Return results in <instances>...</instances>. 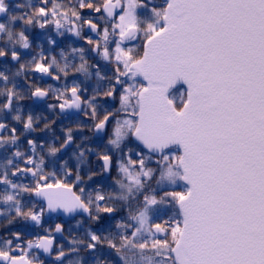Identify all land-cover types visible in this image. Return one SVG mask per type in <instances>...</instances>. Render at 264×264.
Segmentation results:
<instances>
[{"label":"snow or ice","instance_id":"obj_1","mask_svg":"<svg viewBox=\"0 0 264 264\" xmlns=\"http://www.w3.org/2000/svg\"><path fill=\"white\" fill-rule=\"evenodd\" d=\"M138 9H148L151 18L139 16ZM6 13L7 0H0V14ZM105 17L110 23L94 22ZM11 19L41 29L68 27L78 37L86 25L98 37L86 38V44L114 68L112 83L97 94L115 102L111 111L98 112L97 96L85 99L78 85L56 90L57 103L49 105L61 112L86 106L94 132L106 133L114 149L128 141L140 146L128 148L116 160L121 178L115 180L129 194L133 189L144 193L142 206L129 215L137 226L117 221L123 230L119 238L90 230L89 250L108 247L124 264V250L129 247L162 256L161 264H264V0H75L73 6L62 0H40L27 19ZM5 32L11 40L12 30L0 23V35ZM16 37L22 49L30 47L23 29ZM7 55L0 49V57ZM11 55L20 59L18 52ZM81 60L72 74L89 71V61L83 56ZM69 68L43 54L29 62L30 71L57 81L70 75ZM0 78L8 79L2 73ZM50 88L34 85L31 95L44 99ZM178 88L179 94L174 91ZM17 95L14 88L8 89L3 107L11 108ZM6 127L0 123V131ZM24 127H34L31 115ZM72 131L48 152L58 154L73 140ZM11 132L7 139L14 142L16 129ZM29 144L35 153L36 142ZM97 156L103 162L102 172L110 173L112 153L105 150ZM24 163L30 167L15 169L12 175L30 173L37 179L31 186H20V191L42 198L46 205L24 209L8 194L4 199L15 200L17 217L40 226L48 213L83 212L98 222L119 210L112 203L113 193L99 186L86 193L85 186L97 173L85 177L79 169H66L59 176L44 171L43 158L28 157ZM154 177L155 184L171 187L159 192L149 187ZM3 183L18 187L7 175L0 176ZM161 205L175 212L153 221L151 210ZM63 230V224L56 223L54 229L45 228L43 235L27 240L22 233H13L0 247V264H34L33 249L50 255L56 244L54 233ZM142 232L149 238L139 239ZM64 255L61 250L54 259Z\"/></svg>","mask_w":264,"mask_h":264},{"label":"flooded vegetation","instance_id":"obj_2","mask_svg":"<svg viewBox=\"0 0 264 264\" xmlns=\"http://www.w3.org/2000/svg\"><path fill=\"white\" fill-rule=\"evenodd\" d=\"M62 3L73 6L75 0H62ZM39 4L40 0H7L8 13L0 14V23H5L13 32L11 40L7 38V32L0 35V49L8 52L7 56L0 57V73L8 78L6 81L0 78V123L7 125L0 131V136L5 137L4 140H0V176L7 175V178L18 186L14 189L7 183L0 184V247L4 246L6 240L13 238V233H22L25 240L34 239L38 235H43L45 228L54 229L56 223H62L64 230L62 233H54L56 244L50 255L47 256L42 251L33 249L32 254L36 256L34 264H41V262L43 264H124L114 250L99 245L94 251L89 250L87 241L90 239V230L101 236L119 238L123 230L117 227V221L130 224L133 227L137 226L134 221L129 219V215L136 214L142 206V202H138L139 195L135 189L129 194L127 189H121L115 180L121 178L117 171L116 160L121 159L122 154L128 148L139 150L140 146L134 141H128L120 149H114L107 143L108 135L106 133L94 132L90 110L86 106H82L79 110L71 109L65 112L49 107V105L57 103L54 97L59 95V91L56 90L78 85L85 99L97 96L94 103L97 104L98 112L103 114L106 110L111 111L116 106L115 102L104 100L97 94L103 93L112 83L111 77L114 74V68L110 62L104 61L98 52H93L91 46L86 44V38H98L86 25L81 36L78 37L70 32L68 27L57 30L54 25H49L47 28L41 29L35 23L29 26L23 24L19 19L15 21L11 19L12 16L27 19ZM88 14L85 13V15ZM137 14L144 18H151L148 9H138ZM94 22L101 26L110 23L107 17L104 20L97 18ZM20 29H23L29 36L30 47L28 49H22L19 44L15 43L16 32ZM134 43H139V39ZM80 48L85 51L83 53L73 51V49ZM14 51L20 54L19 60L12 59L11 54ZM41 54L48 57L49 60L55 57L61 66L70 65V68L66 69L70 75L67 78L61 75L60 80L57 81L53 80L51 76L30 71L29 62L35 63ZM81 56L89 61V71L72 74L71 70L83 62ZM22 64L25 66L24 68H21ZM53 72L59 74L55 67H53ZM34 85L40 87L51 85L48 97L44 99L33 97L31 92ZM10 88H14L18 95L13 99L11 108H4L3 105L8 101V89ZM86 111L89 112L87 116L85 115ZM29 115L33 117L34 127L25 129L24 122ZM16 116H20L19 121L15 119ZM53 121L54 123H52ZM45 124H50V127L45 128ZM12 128L16 129L17 139L14 142L7 139L13 135ZM69 129L73 130L71 132L73 140L58 154H50L47 150L49 146L58 147L63 144ZM29 140L36 142L35 153ZM105 150L113 155L112 170L107 174L102 172L103 162L97 156L98 152ZM17 152L22 155L16 156ZM28 157H33L37 161L43 158L44 171H54L59 176H63L66 169H72L74 172L79 169L85 177L90 172L97 173L94 179L85 186L86 193L89 191L94 193L98 186L106 193H113L112 203L119 210L112 216H101L98 222L93 221L85 214L68 216L66 219L57 213H48L40 226L17 217L16 208L18 205L15 200L20 201L19 206L24 209L33 206L39 209L46 205L42 198L20 191V186L33 185L37 177H33L30 173L12 175L15 169L30 167L24 163ZM72 179L74 177H69L70 181ZM8 194L14 195L15 200L5 201L4 197ZM124 196H127V200L122 198ZM174 212V208L161 205L151 210V216L155 221ZM148 238V234L144 232L139 237L143 240ZM61 245L62 249L59 247ZM61 250L65 252V255L60 260L54 259V256ZM124 251L127 264H161L163 259L162 256L153 252H145L137 248L129 247Z\"/></svg>","mask_w":264,"mask_h":264},{"label":"rangeland","instance_id":"obj_3","mask_svg":"<svg viewBox=\"0 0 264 264\" xmlns=\"http://www.w3.org/2000/svg\"><path fill=\"white\" fill-rule=\"evenodd\" d=\"M155 179V178H154ZM182 186V185H181ZM171 187V185H168L167 183L163 184V185H157L155 184V188L157 189V191L159 192V190L164 189V188H169Z\"/></svg>","mask_w":264,"mask_h":264},{"label":"water","instance_id":"obj_4","mask_svg":"<svg viewBox=\"0 0 264 264\" xmlns=\"http://www.w3.org/2000/svg\"><path fill=\"white\" fill-rule=\"evenodd\" d=\"M180 86H183V85H180ZM184 87V86H183ZM62 211H60V213H61ZM78 214H84L83 212H77V213H75V214H63V215H65V216H69V217H72V216H76V215H78Z\"/></svg>","mask_w":264,"mask_h":264},{"label":"trees","instance_id":"obj_5","mask_svg":"<svg viewBox=\"0 0 264 264\" xmlns=\"http://www.w3.org/2000/svg\"><path fill=\"white\" fill-rule=\"evenodd\" d=\"M147 188V187H146ZM145 188V189H146ZM163 189H161V190H159V191H162ZM146 191H148V189H146V190H144V192H146ZM141 193H143V192H141ZM142 198H143V196H142V194H141V196L138 198V202H142Z\"/></svg>","mask_w":264,"mask_h":264}]
</instances>
